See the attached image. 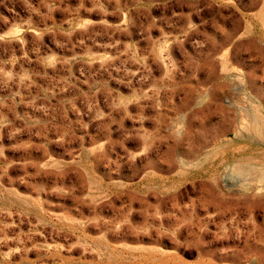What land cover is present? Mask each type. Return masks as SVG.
I'll return each instance as SVG.
<instances>
[{
  "label": "rangeland",
  "instance_id": "1",
  "mask_svg": "<svg viewBox=\"0 0 264 264\" xmlns=\"http://www.w3.org/2000/svg\"><path fill=\"white\" fill-rule=\"evenodd\" d=\"M0 264H264V0H0Z\"/></svg>",
  "mask_w": 264,
  "mask_h": 264
},
{
  "label": "bare ground",
  "instance_id": "2",
  "mask_svg": "<svg viewBox=\"0 0 264 264\" xmlns=\"http://www.w3.org/2000/svg\"><path fill=\"white\" fill-rule=\"evenodd\" d=\"M255 129H257V127L254 126Z\"/></svg>",
  "mask_w": 264,
  "mask_h": 264
}]
</instances>
